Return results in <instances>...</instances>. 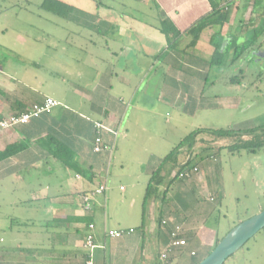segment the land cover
<instances>
[{"label":"crops","instance_id":"1","mask_svg":"<svg viewBox=\"0 0 264 264\" xmlns=\"http://www.w3.org/2000/svg\"><path fill=\"white\" fill-rule=\"evenodd\" d=\"M62 1L73 7L67 18L43 11L48 16L43 20L54 31L57 20L66 31L61 36L44 33L45 53L51 62H22L37 41L18 34L14 42L23 51L14 53L9 45L8 51L17 58L0 67V122L46 98L60 104L51 114L28 124L0 128V150L13 144L25 146L0 163V207L9 208L0 211V264H84L83 245L92 223L96 226L95 264H189V258L212 247L218 238L203 223L206 216L201 203H216L214 194H208L210 183L203 175V181L169 184L161 205L156 203L159 196L145 203L148 184L161 159L153 161L157 165L148 170L141 162L125 160V165L123 142L134 137L135 128L143 136L149 132L136 117L156 116L160 105L183 108L182 113L194 115L201 101L184 97L177 86L192 90L191 83L197 80L201 88L200 83L208 81L202 75L219 69L211 64L217 49L228 54L235 38L241 44L249 32L261 28L260 8L253 0H236L225 25H210L197 38L184 34L171 50L160 31V18L185 33L211 13L208 0ZM243 25H249L248 33L243 32ZM25 66H30L29 71ZM163 98L166 101H160ZM98 124L115 134L103 133L104 141L114 144L111 151H93ZM54 147L63 152L60 156H74L83 173L57 160ZM115 167L122 168L120 178H127L130 190L120 185L116 196L111 178ZM102 185L105 193L95 198L92 212L85 214L81 197ZM140 187L144 194L139 200ZM176 227H181V239L187 244L163 263L161 253ZM110 230L134 232L110 239L106 236Z\"/></svg>","mask_w":264,"mask_h":264},{"label":"rangeland","instance_id":"2","mask_svg":"<svg viewBox=\"0 0 264 264\" xmlns=\"http://www.w3.org/2000/svg\"><path fill=\"white\" fill-rule=\"evenodd\" d=\"M95 1L108 3L121 0ZM126 1L133 4L135 0H125L124 2ZM41 2L42 0H0V67L6 66L7 61L9 62L11 58H17L15 54L8 51L9 45L12 47L10 50L14 53H17L19 49L21 51L18 53L23 51L14 42L18 34L37 41L36 48L29 50L30 57L22 58V62L25 61V64L34 62L39 65L51 62L49 53H45L47 43L43 40L47 39V34L44 33L49 32L61 36L66 31L60 20H57L59 25L54 31L53 27L43 20V18L48 19L43 11L40 16L42 19L38 17L37 8ZM259 14L263 25L260 29H256L258 33L255 40L257 41L256 47L259 45L262 48L260 50H264V15L261 14V10H259ZM31 43L33 44V42ZM256 47H253L256 54H252L253 56L242 62L238 61V64L233 67L234 70L230 69V65L228 66L233 58V53L228 54L224 59L225 64L221 68L222 70L213 68L202 75V78H207L208 81L203 80L200 83L201 88L198 86L197 80L192 81V90L182 89L186 85L177 84V90H181L185 94L184 97L189 95L191 100L196 98V101H201L200 107L198 106L194 115L182 113L183 108L179 111V109L171 108L168 105H160L156 110V116L153 114L137 116L136 118L143 120L140 124L144 125L146 131L149 132H145L143 136L140 132L138 134V128H135L132 134L134 137L123 142L121 152L123 164H127L125 160L141 162L144 164L145 170H148L152 165L156 166L155 162L158 159L166 157L186 137L199 130L249 131L264 129V53L260 50L257 53ZM16 64L14 63V65ZM17 66L20 65L17 64ZM24 68L25 71H29L30 66ZM18 69L20 70V67ZM18 71L16 73L20 75V71ZM234 77H239L241 80L239 85L230 84V79ZM160 101H166V99L163 98ZM136 125L139 127V122ZM261 133L258 132V135H260V140L264 141V136ZM204 138L202 142L200 140L197 142L191 154H188L184 149L179 160L184 164L190 160L196 164V166L191 165L195 174L192 176L193 178L186 179L187 184L203 181V175L205 180L207 179L210 183L208 194H214L216 203H201L206 216L203 223L207 230L216 231L218 238L212 247L204 251L199 250L196 258H189V264H200L234 227L264 210V148L256 149V153L242 150L232 154L231 147L253 141V137L238 136L210 144H205L209 138ZM198 139H202V137L200 136ZM207 148H210L211 152L203 153V150ZM153 157L156 158L153 160ZM199 163L200 167L197 165ZM121 169V167H115L111 170V178L115 183L113 187L115 196L120 193V185L126 186L127 191H130L127 178H120L119 171ZM186 169L191 171L189 168ZM199 169L201 172L197 174ZM177 171L178 169H175L171 177L167 178L159 187L158 195L152 197L159 196L158 202H156L158 205L162 204L164 194L170 188L169 184ZM208 176L210 178H207ZM138 191L140 200L144 194V187H140ZM202 191L205 192V190ZM203 194L209 200H215L214 196ZM189 208H193V206L191 205ZM8 209L0 207V211L6 212ZM210 235L212 238L213 233ZM226 264H264V232H260L250 240Z\"/></svg>","mask_w":264,"mask_h":264},{"label":"trees","instance_id":"3","mask_svg":"<svg viewBox=\"0 0 264 264\" xmlns=\"http://www.w3.org/2000/svg\"><path fill=\"white\" fill-rule=\"evenodd\" d=\"M138 1L141 2L142 0H138ZM208 1L211 6V13L208 14L206 17L197 21L185 33H181L172 22L165 20L163 18H160V31L166 37V40L168 43V49H171V50L175 49L180 38L184 34L190 33V34L195 35V37L197 38L199 35V32L203 30L204 28H207L210 25L223 26L229 21L230 11H231L233 4L235 3V0H231L230 2H227V7H228L227 10L225 9L224 4H222V2L225 3L227 0H208ZM253 2L255 1L253 0ZM257 5L260 6L261 4L257 3ZM40 9L42 11L51 13L52 15L58 18L65 19L67 18V14L73 10V7L63 2L62 0H42ZM248 26L249 25H243L242 27L243 32L248 33L247 31ZM257 33L258 32L256 30L249 32L247 34L248 35L247 38L241 44H238L237 38L234 39L232 49L231 51H229V53L230 52L233 53V58L230 60V64H228V66L229 65L231 66L230 69L235 67V65L238 64V61L242 62L248 58V54L253 50V47H256L257 41L255 39L257 38ZM260 49L261 47L257 45L256 50L259 51ZM228 54H222L217 49V51L214 54L213 60L211 62L212 66L219 67V69H221L225 64L224 59ZM240 82L241 80L239 79V77L237 78L234 77L230 79L231 85H239ZM30 108L27 109L24 113L28 112ZM20 115H15V116H20ZM258 132H262L261 134L262 136H264V129H260V130L253 129L249 131L199 130L197 132L190 134L180 144H178L166 157L162 158L159 161L157 170L152 175L150 182L148 184L147 191H146V197H145V203L159 192V187L163 185L164 181L167 178L171 177L175 169H178V171L176 172L175 176L171 180L170 185H173L175 183H183L187 181L186 179H180L179 178L180 174L186 168H189L191 171H193V169L191 168V165L196 166V164L191 160L186 162L185 164L180 162L179 156L183 152L184 149H186V152L188 154H191L192 151L195 149V145L197 144V142H199V140L200 142H202L205 139L204 137L209 138V141H205V144H210L212 142L217 143L220 140L231 139V138H235L238 136H252L254 139L253 141L244 142L241 145H235L230 148V151L232 152V154H235L237 152L239 153L242 150H248V151H251L252 153H256V149L264 148V141L260 140V135H258ZM200 136L202 137V139H198ZM104 145H107L113 149L114 144L113 143L107 144L106 142H104ZM24 148L25 146L22 144H13V145L7 146L4 150H0V163L17 155ZM210 152H211L210 148L203 150V153L209 154ZM61 153L63 152L56 151L55 147L52 150L53 156L57 160L62 162L66 167H68L69 169L75 172L83 173V170H81L78 167L77 163L74 161V156L72 155L60 156ZM197 165H199L200 167V163ZM200 172L201 170L199 169L197 174ZM193 175L194 174H192V176ZM262 232H264V229ZM86 260H87V254H86L85 262Z\"/></svg>","mask_w":264,"mask_h":264},{"label":"built area","instance_id":"4","mask_svg":"<svg viewBox=\"0 0 264 264\" xmlns=\"http://www.w3.org/2000/svg\"><path fill=\"white\" fill-rule=\"evenodd\" d=\"M231 0H227L224 3V7L227 10V2H230ZM236 1V0H235ZM256 3H260L261 5L260 10L262 15H264V0H254ZM60 104L52 99V98H46L43 103L41 104H37V105H33L30 110L20 116H12L10 118H8L7 120H4L2 122H0V128L2 130H7L9 128H13L15 126L18 125H25L28 124L32 119L37 118L41 115L44 114H51L52 111L57 108ZM96 131H97V136L94 142V147H93V151L95 153H102L105 151H111L112 148L104 145V139H103V133H112L113 135H115L111 130L105 128L103 125L98 124L96 125ZM197 172V171H196ZM192 174H195L193 171H187L184 170L179 178L180 179H188L192 177ZM106 191V186L102 185L99 188H97L96 190L92 191L91 193L88 194H84L81 199H82V211L85 214L91 213L93 210V203L95 201V198L97 196L103 195ZM163 225H166L167 222L163 221L162 222ZM88 234L86 236L83 248L84 251L87 254V260L85 262V264H95L93 261V253L96 249V226L95 224H90L88 226ZM134 232L133 230H130L128 232L125 231H113L110 230L106 233L107 238L110 239H120L122 238L126 233H132ZM182 229L181 227H176L175 230L171 233V239L168 243V245L166 246L165 250L161 253L160 256V260L163 263H167L170 259V257L175 253V251L179 248H182L184 246H186V241L184 239H181V235H182Z\"/></svg>","mask_w":264,"mask_h":264},{"label":"water","instance_id":"5","mask_svg":"<svg viewBox=\"0 0 264 264\" xmlns=\"http://www.w3.org/2000/svg\"><path fill=\"white\" fill-rule=\"evenodd\" d=\"M264 229V210L234 227L200 264H225Z\"/></svg>","mask_w":264,"mask_h":264}]
</instances>
